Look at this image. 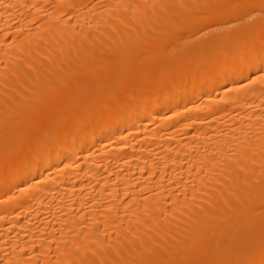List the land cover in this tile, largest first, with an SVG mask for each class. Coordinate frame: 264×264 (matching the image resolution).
Wrapping results in <instances>:
<instances>
[{
  "label": "bare ground",
  "instance_id": "obj_1",
  "mask_svg": "<svg viewBox=\"0 0 264 264\" xmlns=\"http://www.w3.org/2000/svg\"><path fill=\"white\" fill-rule=\"evenodd\" d=\"M0 264H264V0H0Z\"/></svg>",
  "mask_w": 264,
  "mask_h": 264
}]
</instances>
